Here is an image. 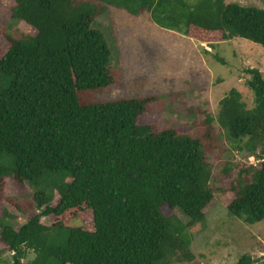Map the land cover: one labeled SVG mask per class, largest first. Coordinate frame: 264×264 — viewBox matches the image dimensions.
Masks as SVG:
<instances>
[{
	"label": "trees",
	"instance_id": "trees-1",
	"mask_svg": "<svg viewBox=\"0 0 264 264\" xmlns=\"http://www.w3.org/2000/svg\"><path fill=\"white\" fill-rule=\"evenodd\" d=\"M13 1L11 20L35 34L9 38L0 56V192L8 177L26 183L38 214L15 229L2 211L0 242L12 264H161L182 230L161 208L202 221L212 199L204 181L209 167L199 140L138 124L161 96L80 102V94L93 97L116 82L110 50L93 23L113 7L133 16L147 12L159 27L213 50L236 37L264 47V8L225 0ZM246 73L253 107L232 88L205 124L211 131L216 122L238 150L263 154L256 167L240 171L227 207L253 223L264 220V79L256 68ZM83 205L92 231L40 224L41 217L60 218ZM256 262L242 255L237 264Z\"/></svg>",
	"mask_w": 264,
	"mask_h": 264
},
{
	"label": "rangeland",
	"instance_id": "rangeland-1",
	"mask_svg": "<svg viewBox=\"0 0 264 264\" xmlns=\"http://www.w3.org/2000/svg\"><path fill=\"white\" fill-rule=\"evenodd\" d=\"M186 1L192 5L197 0ZM225 3L264 8V0H225ZM13 6V0H0V56L8 50L9 38L35 34L26 23L11 20ZM93 27L105 38L111 53L109 67L116 82L93 97L80 94V102L162 96L149 113L138 119V124H154L157 131L172 127L180 135L199 140L209 167L204 181L212 199L203 210L202 221L191 222L179 209L161 208L165 217H173L182 227L175 249L161 264H237L242 255L257 260L255 264H264V220L251 223L245 214L233 215L227 208L234 199L232 188L240 171L256 167L263 154L259 148L254 156L238 150L216 122L212 123L211 131L205 124L206 116L216 117L219 101L232 88L240 92L247 109L253 107V94L246 85L250 75L246 70L256 68L263 72L264 79V47L236 37L213 50L205 42L159 27L147 12L133 16L113 7L97 17ZM215 55L225 63L217 61ZM252 157L254 165L250 163ZM57 201L58 195L54 193L51 205L55 206ZM4 209L9 214L5 221L19 228L38 214L33 190L14 177L6 178L0 192V217ZM58 222L65 227L93 230L91 211L86 205L60 218L49 215L40 219L44 227ZM11 257L12 253L0 242V264H12ZM32 258L29 252L28 260Z\"/></svg>",
	"mask_w": 264,
	"mask_h": 264
},
{
	"label": "built area",
	"instance_id": "built-area-1",
	"mask_svg": "<svg viewBox=\"0 0 264 264\" xmlns=\"http://www.w3.org/2000/svg\"><path fill=\"white\" fill-rule=\"evenodd\" d=\"M249 159L251 161L250 163L254 165V158L252 157V158H249Z\"/></svg>",
	"mask_w": 264,
	"mask_h": 264
},
{
	"label": "crops",
	"instance_id": "crops-1",
	"mask_svg": "<svg viewBox=\"0 0 264 264\" xmlns=\"http://www.w3.org/2000/svg\"><path fill=\"white\" fill-rule=\"evenodd\" d=\"M139 15H141V14H139ZM151 20V19H150ZM225 42V41H224ZM211 51V50H210ZM260 73H263V72H260ZM162 97V96H161Z\"/></svg>",
	"mask_w": 264,
	"mask_h": 264
}]
</instances>
